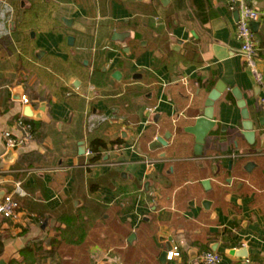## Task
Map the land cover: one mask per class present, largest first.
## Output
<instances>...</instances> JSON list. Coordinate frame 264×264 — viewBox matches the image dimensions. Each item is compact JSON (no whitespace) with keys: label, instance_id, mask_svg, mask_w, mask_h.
Wrapping results in <instances>:
<instances>
[{"label":"crops","instance_id":"1","mask_svg":"<svg viewBox=\"0 0 264 264\" xmlns=\"http://www.w3.org/2000/svg\"><path fill=\"white\" fill-rule=\"evenodd\" d=\"M248 2L262 13L254 32L262 85L241 52L231 0H20L19 7L0 0V201L17 182L26 192L18 219L0 218V264H35V254L23 252L28 243L46 247L72 227H90L99 222L95 205L104 203L119 207L126 246L138 245L136 231L148 221L157 226L161 254L179 246L181 256L162 263L160 254L161 264H202L206 252L221 264H264V0ZM116 32L127 37L114 41ZM218 83L227 89L214 105L217 124L196 158L195 137L184 132L194 122L186 117L201 116L193 104L203 111ZM235 88L263 143L256 149L242 135ZM27 107L34 118L25 116ZM21 118L37 124L34 140L12 150L8 162L4 134L18 136ZM153 124L157 135L144 150L139 137ZM166 134L168 145L151 150ZM95 138L108 143L106 165L89 168L93 156L80 148L84 142L91 150ZM119 141L122 151L110 145ZM245 154L248 163H237ZM183 167L189 178L178 176ZM89 254L90 264H123L99 246Z\"/></svg>","mask_w":264,"mask_h":264},{"label":"trees","instance_id":"2","mask_svg":"<svg viewBox=\"0 0 264 264\" xmlns=\"http://www.w3.org/2000/svg\"><path fill=\"white\" fill-rule=\"evenodd\" d=\"M248 3L253 6V4H251L250 2ZM129 95H135V97H139L142 94H136V91H132L129 93ZM193 110L196 112L199 111V114L202 112L200 108L197 107V103L193 104L191 111L193 112ZM192 114H194V112ZM192 114L190 113L186 118L189 119L190 122L193 121L195 123L197 117H194L196 115ZM32 125L34 129L37 126L36 123H32ZM156 132V125L153 124L149 127L148 130L141 134V136L139 137V143L140 145H142L141 147L144 150L149 149L148 145L156 137ZM234 138L237 140L238 138H240V135L236 134ZM211 142V140L208 141L207 146H210ZM120 144L121 141L113 142L110 145H112L113 148L116 145ZM183 145V148L188 147L187 143H183ZM261 146H263V143L261 142V140L257 139L252 147L253 149H256ZM108 147L109 146L106 141L100 138L93 139L90 142V148L93 151L94 156L91 158L90 162L92 164L100 162L103 159L102 150H106L108 149ZM207 153L208 152L206 151V154ZM245 153L249 154L248 152ZM250 158V156L246 155L245 157L238 159L236 162L241 164L248 163ZM236 162L233 164L234 172H236ZM261 167L262 166H260V164L256 162L255 170H259ZM233 170H231L230 172L232 173ZM189 172L190 170L187 167H183L181 172L177 171L180 179L182 175L185 178H189ZM243 172L244 173L242 174L246 175L245 171ZM23 199L24 198L19 197L15 198L17 202L15 212L17 214L24 211L25 200ZM113 206L110 207L107 203L95 205V209L100 213L99 222H93L90 227L86 226V222L80 227L76 225L77 228L72 227L65 232V236L67 237V239L62 238L60 240L54 238L48 242V245L46 247H43L44 245L42 242H30L23 251L24 254L25 252H33L35 254V257H33L35 259V264H90L89 250L92 246H99L103 250H111L118 253L122 257L123 264H161L158 260L161 254V247L157 243V226L154 221L142 222L140 224L138 230L136 231L139 239L138 245L135 248H131L130 246H126V238L129 236V232L123 230V228H125L124 225H121L119 227L120 222L118 221V216L120 214V209L119 207ZM104 213H107V219H104V217L102 216ZM76 221L77 220H75L74 223Z\"/></svg>","mask_w":264,"mask_h":264},{"label":"built area","instance_id":"3","mask_svg":"<svg viewBox=\"0 0 264 264\" xmlns=\"http://www.w3.org/2000/svg\"><path fill=\"white\" fill-rule=\"evenodd\" d=\"M230 9L236 11L239 14V20L237 22V37L241 43V52L244 55L248 67L252 70L255 80L258 85L263 84V79L260 73L256 70L255 65V53H256V41L255 34L253 31V24L260 21L262 13L260 10L251 6L248 0H231ZM22 104L27 106L30 104V100L26 95L21 97ZM261 107L264 112V94L260 100ZM150 113L153 112L152 108H149ZM18 128L20 134L18 136L13 135L10 132L4 134L6 149L14 150L29 145L34 140V128L30 121L21 118L18 120ZM137 146H132V149H136ZM116 151L124 150L123 146H116ZM86 157L94 156L92 150H87L85 153ZM102 162V161H101ZM100 162V163H101ZM98 163V164H100ZM147 174L152 169L153 163L149 159L146 160ZM102 165H106L103 163ZM112 165V164H107ZM95 164H89L87 167L92 168ZM26 196L22 184L17 182L14 186V190L11 193H6L2 201H0V218L4 220H17L18 214L15 212L17 207L16 197L23 198ZM181 256L179 246H174L168 252V261H173ZM222 258L220 255L214 252H206L202 256V264H221Z\"/></svg>","mask_w":264,"mask_h":264},{"label":"water","instance_id":"4","mask_svg":"<svg viewBox=\"0 0 264 264\" xmlns=\"http://www.w3.org/2000/svg\"><path fill=\"white\" fill-rule=\"evenodd\" d=\"M236 19L239 18L238 13H236ZM66 21V20H65ZM68 22V21H66ZM260 27V23H254L252 28L254 32H257L258 28ZM127 37V35L121 34V33H115L113 36L114 41H124V38ZM70 44H73L74 38L69 39ZM120 74L117 72L114 75V78L120 79ZM226 86H224L221 83H218V85L215 87L214 90L210 93L207 101L205 102V108L201 112V116H199L194 125L189 126L185 128L184 132L187 134H190L195 137V147H194V156L196 158H203L204 156V147L207 141V138L209 137L210 133L213 131V129L216 127V118L214 116V105L216 101L220 99L222 94L226 90ZM232 94L238 101V107L241 109V115H242V135L247 139L248 143L250 145H254L256 142V126L253 120H251L249 110L246 106V101L243 98L242 93L238 88H235L232 90ZM25 116L27 118H34V112L31 107H27L25 109ZM264 121V119H263ZM262 122V119H261ZM170 138V134H166L164 137H159L157 140L151 145V150H157L161 149L163 147H166L168 145V140ZM86 151L85 143L82 142L81 148H80V154L84 155ZM6 161L13 162L14 159V152L11 150L8 152L7 156L5 157ZM231 165V163H230ZM255 166V164L249 163L245 170L248 172H251L252 168ZM203 185L205 188H208L210 185L209 181H204ZM210 205V202L206 201L204 202V206ZM136 239V235L133 234L130 239L129 243H132L133 240ZM170 248H167L164 250L160 256V261L162 263L167 262L168 252L170 251Z\"/></svg>","mask_w":264,"mask_h":264},{"label":"rangeland","instance_id":"5","mask_svg":"<svg viewBox=\"0 0 264 264\" xmlns=\"http://www.w3.org/2000/svg\"><path fill=\"white\" fill-rule=\"evenodd\" d=\"M13 2V4H15L16 7H19L20 4V0H11ZM107 93L103 92V95H106ZM114 118H117V116H114ZM112 129H110L108 126L105 127V129L103 130L104 133L108 134L109 131H111ZM102 133V134H104ZM104 136V135H103ZM105 137V136H104ZM108 138V137H107ZM104 162L102 161L100 164H103ZM119 168H110V170L114 171V170H118ZM122 169V168H121Z\"/></svg>","mask_w":264,"mask_h":264}]
</instances>
